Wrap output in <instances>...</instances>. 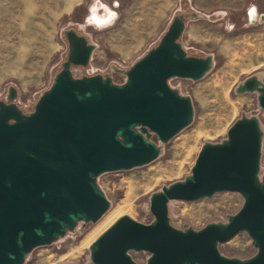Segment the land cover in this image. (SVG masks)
Masks as SVG:
<instances>
[{
  "label": "water",
  "instance_id": "water-1",
  "mask_svg": "<svg viewBox=\"0 0 264 264\" xmlns=\"http://www.w3.org/2000/svg\"><path fill=\"white\" fill-rule=\"evenodd\" d=\"M185 29L186 17L175 16L158 45L120 71L122 84L110 75L76 77L73 68L90 66L97 44L65 30L67 60L34 110L21 109L13 87L0 100V264H25L35 249L74 233L80 223H97L111 208L98 178L153 163L163 144L192 125L191 97L169 82L202 80L214 56H190L181 43ZM248 84L260 92L264 110V87L256 79ZM263 136L260 121L244 117L223 143H206L190 177L151 196L155 220L119 218L92 243L93 264H138L131 252L150 253L147 264H264ZM221 192L244 198L227 223L201 230L171 224V202ZM243 232L257 254L224 256L219 246Z\"/></svg>",
  "mask_w": 264,
  "mask_h": 264
},
{
  "label": "rangeland",
  "instance_id": "rangeland-1",
  "mask_svg": "<svg viewBox=\"0 0 264 264\" xmlns=\"http://www.w3.org/2000/svg\"><path fill=\"white\" fill-rule=\"evenodd\" d=\"M101 4L119 16L112 19ZM94 6L98 11H92ZM179 15L186 17L181 43L188 54L214 56V68L202 80L169 82L191 97L192 125L163 144L153 163L100 176L98 183L111 202L110 210L97 223H80L74 233L35 249L25 264H93L92 243L83 245L84 239L111 211L122 210L114 222L129 216L151 224L155 220L151 196L190 177L206 143H223L229 129L244 117L257 118L264 135L261 94L246 85L256 79L264 87V0H72L66 7L62 0H0V100L13 87L16 103L27 112L51 88L67 60L65 30L75 29L97 44L90 66L73 68L76 77L110 75L122 84L126 77L120 71L158 45ZM261 163L264 172V136ZM243 204L241 194L221 192L198 201L171 202L169 217L177 229L201 230L212 223H227ZM219 250L226 257L243 260L257 254L245 232L221 244ZM131 256L138 264H147L150 253L131 252Z\"/></svg>",
  "mask_w": 264,
  "mask_h": 264
},
{
  "label": "bare ground",
  "instance_id": "bare-ground-1",
  "mask_svg": "<svg viewBox=\"0 0 264 264\" xmlns=\"http://www.w3.org/2000/svg\"><path fill=\"white\" fill-rule=\"evenodd\" d=\"M251 17H252L253 20L255 19V11H252ZM121 211L122 210H120V209L116 210V211H113V212L111 211L108 215H106L103 218V220L100 222V224L97 226V228H95L93 231H91L90 233L87 234L86 238L84 239L83 245H89V244L93 243L94 241H96L107 229H109L115 223L114 221L120 215Z\"/></svg>",
  "mask_w": 264,
  "mask_h": 264
},
{
  "label": "clouds",
  "instance_id": "clouds-1",
  "mask_svg": "<svg viewBox=\"0 0 264 264\" xmlns=\"http://www.w3.org/2000/svg\"><path fill=\"white\" fill-rule=\"evenodd\" d=\"M97 3H99V0H97ZM100 7L104 8L105 12H109L112 19H114L116 17L117 14L115 12H111L109 9H107L106 5L101 4ZM92 11L96 12V11H98V9H96L94 6ZM90 22H92V21L90 20Z\"/></svg>",
  "mask_w": 264,
  "mask_h": 264
},
{
  "label": "crops",
  "instance_id": "crops-1",
  "mask_svg": "<svg viewBox=\"0 0 264 264\" xmlns=\"http://www.w3.org/2000/svg\"><path fill=\"white\" fill-rule=\"evenodd\" d=\"M62 1H65V7L67 6V3L69 2H71L72 0H62ZM117 15H116V17L115 18H117L118 16H119V14L117 13V12H115ZM92 19V16H90L89 18H88V20H91ZM92 43H95L96 44V42H92ZM99 49V48H98Z\"/></svg>",
  "mask_w": 264,
  "mask_h": 264
},
{
  "label": "built area",
  "instance_id": "built-area-1",
  "mask_svg": "<svg viewBox=\"0 0 264 264\" xmlns=\"http://www.w3.org/2000/svg\"><path fill=\"white\" fill-rule=\"evenodd\" d=\"M93 75H96V73H93V74L87 73L86 75H83V76H93ZM83 76H81V77H83Z\"/></svg>",
  "mask_w": 264,
  "mask_h": 264
}]
</instances>
